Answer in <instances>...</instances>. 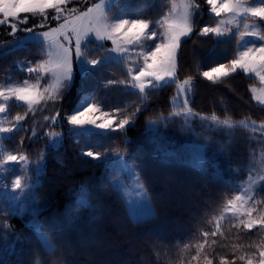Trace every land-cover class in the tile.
<instances>
[{
	"label": "trees",
	"instance_id": "obj_1",
	"mask_svg": "<svg viewBox=\"0 0 264 264\" xmlns=\"http://www.w3.org/2000/svg\"><path fill=\"white\" fill-rule=\"evenodd\" d=\"M198 2L201 12L196 17L197 25H213L215 19L208 12V6L203 0ZM121 3L127 6L129 13L140 12L144 18H157L168 7L165 0H121ZM5 30V25L0 26L1 41L7 40ZM4 45L0 49V80L8 79L9 73L15 80L30 78L18 63L31 61L34 65L36 59L41 58L38 46L34 43L21 48ZM235 51V38L216 43L211 37L193 35L182 45L179 78L196 77L190 104L196 113L210 115L214 111L221 119L227 114L237 121L250 117L261 123L264 107L251 98L250 86L256 83L253 77L238 71L222 83L212 84L197 76L198 69L224 63L234 57ZM124 75L123 66L116 63L101 67L83 80L77 73L62 101L55 107L29 113L21 122L24 127L3 139L7 150L27 152L29 160H36V154L48 143L46 138H41L44 132L64 134L58 150L47 149L44 170L38 178L33 176L34 188L16 201L14 214L0 219V264H37V261L40 264H207L205 256L213 264H221L222 259L227 264H246V260L241 261L239 257L247 259L254 253L256 261L258 246H264V229L256 227L246 232L235 228V221L229 218L222 223L223 236L211 235L215 230L214 217L220 215L225 200L232 197L235 188L221 173V170L229 173L233 167L230 162L235 142L226 136L229 130L208 129L210 121L199 117L193 118L187 126L182 118L164 121L156 128L146 126L147 120L156 119L161 113L167 116L173 110L174 85L151 91L143 110L122 131H95L97 134L77 137L68 130L64 117L84 93L91 94L92 101L110 114L115 115L113 110L121 109L120 118L141 105L133 90L120 85L104 86L105 81L119 80ZM56 109L60 110L62 123L49 127L50 122L43 118L54 115ZM24 111L23 104H10L9 115H23ZM33 126L38 135L29 141ZM22 138L23 144L19 146ZM207 142L211 146L207 147L203 168L179 159L178 154L198 155V145ZM255 142H252L253 160L264 157ZM89 148L127 150L129 160L136 163L147 189L155 210L153 216L131 218L120 191L112 183L116 173L81 155ZM245 158L249 159L247 155ZM81 187L88 189L90 206L78 205L77 194ZM255 199L261 201L259 196ZM32 207L38 210L33 217L37 218L39 229L48 233L55 244L54 252L41 246L33 227L28 224L25 214ZM254 207L259 213L264 212L262 201ZM5 224L9 227L5 228ZM203 232L209 235L204 237ZM200 243L206 246L198 256L196 245ZM96 251L101 257L91 263L87 255Z\"/></svg>",
	"mask_w": 264,
	"mask_h": 264
},
{
	"label": "snow or ice",
	"instance_id": "obj_2",
	"mask_svg": "<svg viewBox=\"0 0 264 264\" xmlns=\"http://www.w3.org/2000/svg\"><path fill=\"white\" fill-rule=\"evenodd\" d=\"M88 2L91 3V0ZM165 2L168 6L167 11L159 18H144L140 12L129 13L127 6L123 5L121 0H97L86 7L85 11H78L79 0H0V15L3 17L0 19V25L7 24L11 28L9 35L13 37L6 43L13 48L34 43L38 46V55L41 57L34 65L31 61L18 63L19 68L27 71L29 79L15 81L9 73V82L6 85L0 83V113L8 111L6 105L12 100L26 106L25 114L16 115L11 127H0V134L13 133L23 128L21 122L26 116L44 110L49 102L55 107L72 87L77 73L83 80L90 73L113 63L121 64L125 75L119 80L105 81L104 86L120 85L125 89L133 90L138 94L141 105L120 118L121 109H114L115 115L105 113L99 104L90 102L94 99L91 94L84 93L81 105L64 117L69 125L68 130L75 136L97 134L94 129L105 132L124 130L143 110L151 91L172 85L175 86V96L171 98L173 110L167 116L161 113L156 119L147 120L146 126L156 128L164 121L178 118H182L187 126L193 118L199 117L202 121H210L207 125L208 129L232 130L239 126L245 130L251 129L253 133L264 132V121L257 125L250 117L237 121L227 114L221 119L214 111L210 115L196 113L190 107L196 77L188 75L183 80L179 78L180 52L187 39L195 35L197 38L211 37L216 43H224L235 38L234 57L224 63L208 67L207 70L198 69L197 76L212 84L222 83L238 71L246 76H254L262 87L260 94H257L256 88H250L251 98L258 105L264 106V27L258 22L244 23L249 18L264 22V0H255V6H249V0H203L215 23L202 26L196 23V17L201 12V4L198 0H165ZM70 4L76 6L69 7ZM21 14H30L32 17L39 15L43 20L39 25L33 24L31 28H23L26 35L16 37L15 33L19 30V25L26 24L29 19L28 15L22 17ZM61 19L63 22L58 23L56 27H50L47 31H35L37 27L44 28L48 20ZM242 24L244 30L240 29ZM109 41L111 47L106 44ZM4 46L0 43V48ZM33 75L35 82L31 80ZM45 80L49 82L42 85V81ZM96 113H100V116L97 117ZM60 115V110L56 109L55 115L45 116L43 119L50 122L49 127H54L62 123L59 119ZM31 131L29 141L38 135L35 126ZM63 137V132H44L41 138H46L48 141L45 149L36 154V160H29L27 152L4 151L2 140L9 137L0 135V154L3 155V159H0V175L9 171V166L24 173L23 178L21 175H15L11 182V189L15 192L11 200L19 201L34 188L33 176L38 178L44 170L47 149L58 150L62 146ZM251 138L256 137L251 136ZM123 143L127 145V141ZM22 144L23 138L19 146ZM210 146V142L198 145L194 167L203 168L207 159L206 150ZM81 155L103 164L117 174V179L112 183L120 191L126 203L143 205L148 209L149 218L154 215L147 203L149 199L147 189L136 163L129 160L126 149L121 151L119 148H105L99 151L89 148L82 151ZM260 169L264 171V160L260 162ZM121 176L126 177V182L120 180ZM261 182H264V175L253 176L251 172L249 173L246 184L238 186V193L231 199H226L220 215L214 217L215 230L212 231V236H223L222 223L229 218L235 221V228H242L246 232L256 227L264 229V212L254 215L258 210L252 206L261 203L260 200L255 199V196L261 192ZM0 187L6 186L0 183ZM87 195L88 189L81 187L77 194L79 206H90ZM37 211L34 209L33 215ZM3 213L4 208L0 206V214ZM9 214H14V210L10 209ZM4 227L7 228L9 225L5 224ZM32 227L41 246L49 252H54L55 244L48 233L41 231L34 223ZM202 235L207 237L209 233L203 232ZM212 243L215 244L216 241ZM205 246V243L196 245L198 256ZM187 247L188 245L185 244L184 248ZM258 247V262L254 259L255 253L253 257L246 259L245 256H240L239 259L246 260V264H264V246ZM204 259L207 264H213L208 256ZM221 264L227 262L222 259Z\"/></svg>",
	"mask_w": 264,
	"mask_h": 264
},
{
	"label": "rangeland",
	"instance_id": "obj_3",
	"mask_svg": "<svg viewBox=\"0 0 264 264\" xmlns=\"http://www.w3.org/2000/svg\"><path fill=\"white\" fill-rule=\"evenodd\" d=\"M95 2H97V0H91V3H95ZM91 3H89L88 0H79V10L78 11H85L86 7L91 6ZM75 6H76L75 4L69 5V7H75ZM249 6H255V0H249ZM49 11L51 12L52 10H49ZM24 15L29 16L28 22L26 24H20L19 25V30L15 33L16 37H22V36L26 35V33L23 32V28H25V27L31 28L33 26V24L39 25L41 23V21L43 20V17H41L39 15H37L36 17H32L30 14H21L22 17ZM0 18H3L2 15H0ZM157 18H159V17H157ZM62 22H63L62 19L60 21L48 20L47 22H45L44 28L37 27L35 29V31H47L48 28L56 27L58 23H62ZM252 22L261 23L262 27H264V24H263L264 22L262 23V22L255 21L252 19H248V20L244 21V23H252ZM4 25L7 28V30H5L7 40H5V41L0 40V43H3V44L6 43L7 41L13 39V37L9 35V33L11 32V28L7 24H4ZM1 26H3V25H1ZM240 29L244 30L243 24L240 25ZM247 39H254V38L247 37ZM106 44H107V46L111 47L110 41L106 42ZM0 49H2V48H0ZM38 59H36V61H38ZM129 63H131V61H129ZM204 70H207V69H204ZM25 72H27V71L25 70ZM247 76H251V75H247ZM251 77H253L256 80V83L252 84L250 86V88H256L257 94H260V89H261L262 85L260 84L259 80L256 79L254 76H251ZM25 79H29V78L22 77L19 80H15V79H13V80L23 81ZM31 80H32V82H35V76L34 75H33V78ZM8 82H9L8 79L0 80V83H2L4 85H6ZM48 82L49 81H46V80L42 81V85H45ZM251 96H252V92H251ZM12 102L15 103L14 100L9 101L7 103V105H6V107L8 108L7 112L0 113V127H11V123L13 122L14 117L16 116V115H14V116L9 115V108H10V104ZM90 102H93V101H90ZM81 103H82V96H81L79 102L76 104V106L68 114H70L74 109L78 108L81 105ZM254 103H256V102L254 101ZM47 107L48 108L52 107V103L49 102ZM102 111L105 113H108L107 111H104L103 109H102ZM54 115H55V113H54ZM96 116L99 117L100 113H96ZM256 124L259 125L260 123H256ZM94 131L105 132V131L99 130V129H94ZM229 131H228V134L226 136H228V139H230V141L235 142L233 154L231 155L232 160L230 162L231 166H233L232 167L233 171L229 170V173H228V170H227V172L225 171V173H223L221 170V173L223 174L224 177H227L226 179H229L232 183H234L235 188H234V192L232 194V197H233L234 195H236L238 193V186H244L246 184L247 178H248L250 172L253 176H256L257 174L264 175V171H261V169H260V162L262 160H264V157L258 156L255 158V160L251 159L252 157H254V156H252L253 155L252 154L253 149H254V143H252V142L254 140H256V142H255L256 145L258 144V148L261 149L259 151L261 153H264V132L257 131L255 133H253L251 129L245 130L243 128H241V130L234 128V129L229 130ZM9 134H0V135L8 136ZM226 136H223V137L226 138ZM251 136H255L256 138L252 139ZM2 145H3L4 151H9L4 147L3 140H2ZM246 155L249 157V159L245 158ZM196 156L197 155H192V154L189 156H187V155L183 156L181 154L180 155L178 154L179 159H181L185 162H188V163H192V164L196 163V161L194 159V157H196ZM236 158H238V159H236ZM0 159H3L2 154H0ZM9 167H10L9 171L4 173L3 175H0V183H2L3 185L6 186V187H0V206H2L4 208V213L0 214V219L9 218L11 216V214H9L10 209L14 210V212H15L16 201L11 200V197L15 194V192H14V190L11 189V182L15 178V175H21V177L23 178V173L21 171H18L17 169H15L11 166H9ZM237 169L239 171H237ZM116 179H117V174H115L113 181H115ZM120 180L126 182V177L121 176ZM260 188H261V192L259 195H256V196H259L261 198V201L263 204L264 200L262 199V197H264V182H261ZM148 198H149V196H148ZM133 199H134V197H133ZM124 202H125V200H124ZM147 203L151 207V212L154 213L155 210H154V207H153L150 199H148ZM125 205H126L128 213L132 219L137 220V219H143V218L148 217V215H147L148 209L145 206L137 204V203L128 204L126 202H125ZM252 206L254 207V205H252ZM254 215H259V212L257 211V213H254ZM25 217L28 219V224L31 227H32L33 223L38 226L37 218L33 217V207L29 211L26 212ZM100 257H101V254L98 251L89 253L87 255V258L91 263H95V262L99 261ZM258 260H259V254L256 258L257 262H258ZM60 264H62V263H60Z\"/></svg>",
	"mask_w": 264,
	"mask_h": 264
},
{
	"label": "water",
	"instance_id": "obj_4",
	"mask_svg": "<svg viewBox=\"0 0 264 264\" xmlns=\"http://www.w3.org/2000/svg\"><path fill=\"white\" fill-rule=\"evenodd\" d=\"M0 19H3V18H0ZM1 26V25H0Z\"/></svg>",
	"mask_w": 264,
	"mask_h": 264
}]
</instances>
